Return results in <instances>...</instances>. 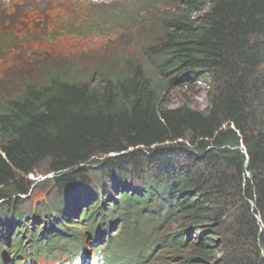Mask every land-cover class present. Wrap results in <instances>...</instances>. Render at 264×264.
I'll list each match as a JSON object with an SVG mask.
<instances>
[{
	"label": "trees",
	"instance_id": "1",
	"mask_svg": "<svg viewBox=\"0 0 264 264\" xmlns=\"http://www.w3.org/2000/svg\"><path fill=\"white\" fill-rule=\"evenodd\" d=\"M172 1L137 55L26 49L37 80L0 91V250L93 240L110 264H264V0ZM17 33L0 20V61ZM174 88L186 102L168 106ZM40 170L45 209L22 210Z\"/></svg>",
	"mask_w": 264,
	"mask_h": 264
},
{
	"label": "rangeland",
	"instance_id": "2",
	"mask_svg": "<svg viewBox=\"0 0 264 264\" xmlns=\"http://www.w3.org/2000/svg\"><path fill=\"white\" fill-rule=\"evenodd\" d=\"M171 4L172 0H0V20L16 25V36L25 38L21 45H11L0 61V91L5 94L7 90L8 96H13L21 90V82L37 80L32 61L40 56L27 51L28 48L41 54L56 55L57 62L72 61L79 55L90 60L105 55L102 59L105 61L115 51H120V55L126 52L137 55L143 42L141 34L149 31L146 17H163L162 13L168 12ZM68 21L73 22V27L64 24ZM48 22L52 24L48 30L50 35L45 34ZM65 29L68 32H64ZM7 38L11 40L13 37L6 35ZM194 99L197 103L202 102L201 96L196 95ZM182 102H186V96L178 89L165 94L168 106ZM28 178L33 184L27 195L21 198L23 205L20 207L26 211L34 208L43 211L45 208L41 206L51 189L49 177L40 170ZM85 244L82 246L89 255L101 247Z\"/></svg>",
	"mask_w": 264,
	"mask_h": 264
},
{
	"label": "clouds",
	"instance_id": "3",
	"mask_svg": "<svg viewBox=\"0 0 264 264\" xmlns=\"http://www.w3.org/2000/svg\"><path fill=\"white\" fill-rule=\"evenodd\" d=\"M27 239V241H20L19 239L18 246L12 245L13 247L11 246L7 249L8 251L0 250V264H110L105 261L108 254L104 255L102 253L103 246L100 242L87 241L88 244L93 243L94 246H101L92 255H89V251L84 249L81 242L78 243L75 249L72 246L74 250L68 248L69 243L61 242H57L53 248L49 246L44 248V243H42L41 247H37V250H35L34 244L36 241H32V237ZM42 240L45 241L44 237H42ZM84 240L82 239L81 241ZM83 245H86L85 242ZM17 247L19 248L18 252L16 251ZM99 252H101L100 257L98 256Z\"/></svg>",
	"mask_w": 264,
	"mask_h": 264
}]
</instances>
